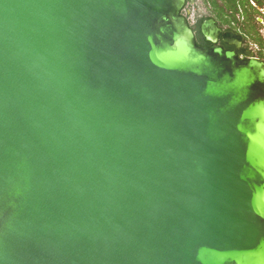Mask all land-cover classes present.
<instances>
[{"label":"water","instance_id":"1","mask_svg":"<svg viewBox=\"0 0 264 264\" xmlns=\"http://www.w3.org/2000/svg\"><path fill=\"white\" fill-rule=\"evenodd\" d=\"M184 3L0 0V264H264V62Z\"/></svg>","mask_w":264,"mask_h":264},{"label":"flooded vegetation","instance_id":"2","mask_svg":"<svg viewBox=\"0 0 264 264\" xmlns=\"http://www.w3.org/2000/svg\"><path fill=\"white\" fill-rule=\"evenodd\" d=\"M181 15L194 28L198 45H217L240 58L253 55L264 62V0H185ZM209 20L217 29L215 43L202 32Z\"/></svg>","mask_w":264,"mask_h":264}]
</instances>
